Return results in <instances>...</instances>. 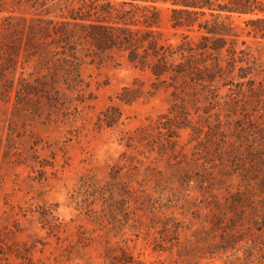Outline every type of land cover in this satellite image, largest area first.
Returning a JSON list of instances; mask_svg holds the SVG:
<instances>
[{
  "label": "rangeland",
  "instance_id": "374dc122",
  "mask_svg": "<svg viewBox=\"0 0 264 264\" xmlns=\"http://www.w3.org/2000/svg\"><path fill=\"white\" fill-rule=\"evenodd\" d=\"M159 6L163 44L223 67L244 51L264 86V37L246 23L255 15L230 17L235 55H218L198 49V25L172 29V5ZM6 16L0 264H264V94L237 87L245 63L200 87L82 56L80 77L66 80L39 54L10 53Z\"/></svg>",
  "mask_w": 264,
  "mask_h": 264
},
{
  "label": "trees",
  "instance_id": "16d2710c",
  "mask_svg": "<svg viewBox=\"0 0 264 264\" xmlns=\"http://www.w3.org/2000/svg\"><path fill=\"white\" fill-rule=\"evenodd\" d=\"M12 1L18 8H0V14H7L2 21L3 29L13 39L10 53L39 54L42 62L57 66L66 80L80 77L82 56L101 62L117 55L157 79L181 77L200 87L211 86L218 79L226 80V75L236 70L237 63H245L246 67L238 68L237 87H247L254 97L260 92L264 94V86L257 90L255 81L248 78L251 68L244 51L237 59L229 58L226 67L217 57L207 65L194 55L187 56L183 46H167L159 38L163 22V9L159 4L170 3L172 29L190 30L198 25L205 31L198 49L218 55L226 50L235 55L226 49L228 40L239 37L227 23L234 14L255 15L256 18L247 20V26L251 25L252 31L264 37V8L258 6L256 0H233L226 4L217 3L218 0ZM207 16L212 20L199 22L200 17ZM9 61L14 59L9 58Z\"/></svg>",
  "mask_w": 264,
  "mask_h": 264
}]
</instances>
